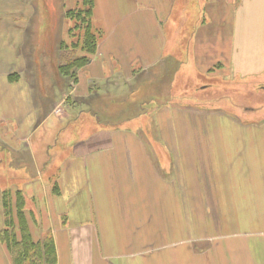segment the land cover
<instances>
[{
  "label": "crops",
  "instance_id": "crops-1",
  "mask_svg": "<svg viewBox=\"0 0 264 264\" xmlns=\"http://www.w3.org/2000/svg\"><path fill=\"white\" fill-rule=\"evenodd\" d=\"M18 1L0 0V230L4 191L21 190L33 238H54L55 264H264V114L196 100L225 76L238 96L264 83V0H200L183 39L171 34L179 0H95L104 37L78 71L72 119L52 118L27 74L31 18ZM135 92L133 118L99 123L95 110L128 109ZM0 264H13L1 240Z\"/></svg>",
  "mask_w": 264,
  "mask_h": 264
},
{
  "label": "rangeland",
  "instance_id": "rangeland-1",
  "mask_svg": "<svg viewBox=\"0 0 264 264\" xmlns=\"http://www.w3.org/2000/svg\"><path fill=\"white\" fill-rule=\"evenodd\" d=\"M3 6L5 8H12L10 5V0H1ZM186 0H179L178 8L179 14H176L174 17V21L171 25V34L174 36L178 34V36L183 39L185 36V32L192 30L195 28L196 24L199 23L203 16V11L201 8L200 0H189V4L185 2ZM19 11H25L29 13L28 20V31H27V39L25 40V50L27 54H33V65L34 68L30 69L35 74L31 73L27 74L29 76L35 77V83L37 91L41 92L42 95L45 94V108L49 109L51 112L56 114L52 115V118H58V116H67L69 118H74V114L70 115V106L75 102L74 97L71 94L72 88L74 84H72V79L68 77H64L58 72V65L65 59H68L69 53L71 55L84 54L81 51L80 47L76 49H63L61 48V43L71 44L73 43H82V34L83 31L80 29H74L72 34H69V29L74 26V20H68L65 16V12L71 8H77L81 6V0H19L18 1ZM1 8V6H0ZM4 9L1 8L0 11ZM14 10V9H13ZM189 14V16H188ZM197 22V23H196ZM4 24V23H3ZM2 24V25H3ZM94 25V24H93ZM96 28V26H94ZM44 30V31H43ZM104 37V34L102 38ZM101 38V39H102ZM100 39V40H101ZM179 42V41H178ZM187 42L186 39L182 40L178 46L177 55L179 58H184L182 51L184 48V43ZM180 47V48H179ZM68 53V54H67ZM31 68V67H30ZM35 69V70H34ZM147 72V71H146ZM141 73V72H140ZM144 73V72H143ZM164 73L163 79L169 78V72L164 70L163 65L161 69V75ZM139 77V76H138ZM224 78V77H223ZM137 79V78H136ZM226 79V80H224ZM219 78L218 81L213 85H206L207 79L201 77L197 79L198 86H210L211 84L214 87H218L217 93L210 99V97H204L203 91H199L196 89V93L198 97L196 100L202 104L204 101L212 102L218 104V99L224 100L232 110L238 111L242 113V117H250L247 112L254 111L253 115L255 118L261 117L260 115L264 114V83H251L247 85V87L252 88L253 90L249 93L242 94L238 96L237 94H233L231 91H235L231 88V86L226 82L228 80V76L225 78ZM217 80V79H216ZM33 81V79H32ZM137 81V80H136ZM183 84H181L182 88H192L194 86L193 79H185L182 80ZM186 83V84H185ZM139 84L133 85V89L137 91ZM98 86V85H97ZM220 87V88H219ZM227 89V93L230 92L231 95L226 94L223 88ZM246 87V86H245ZM263 88V89H262ZM207 89V88H206ZM220 89V90H219ZM221 89H223L221 91ZM243 89H241L242 91ZM138 92V91H137ZM137 92L133 94L125 103H129V108L123 111L119 110V105L114 104L111 105L110 108L107 109H98L95 110L93 114H95L96 119L103 126H109L113 124H120L127 122L130 118L129 114L131 112H136L137 108L141 106L142 100H137ZM240 93V90L237 92ZM245 93V92H242ZM41 97V96H39ZM184 98V99H183ZM80 102V99L77 98ZM187 97L179 96L178 102L175 103H186L188 100ZM100 100V99H99ZM97 101V100H96ZM146 102H150L149 100H145ZM102 104L110 103V99H102ZM166 102V101H165ZM135 103V106H133ZM159 103V102H158ZM161 103V102H160ZM37 104H43L40 100L37 99ZM39 106V105H38ZM41 107V106H39ZM120 111V112H118ZM138 111V110H137ZM87 117H91L90 115H84ZM93 120L94 118L91 117ZM83 118L77 119L78 122L71 121L66 122L70 124H76L82 121ZM70 121V120H69ZM79 126V124H78Z\"/></svg>",
  "mask_w": 264,
  "mask_h": 264
},
{
  "label": "trees",
  "instance_id": "trees-1",
  "mask_svg": "<svg viewBox=\"0 0 264 264\" xmlns=\"http://www.w3.org/2000/svg\"><path fill=\"white\" fill-rule=\"evenodd\" d=\"M94 7L95 0H81L80 7L65 12L66 18L75 22L69 29V34H72L74 29L83 31L81 44L72 42L69 45L62 42L60 46L63 49L73 50L80 47L84 52L82 55L67 53L68 59L58 65V72L64 77L71 78L72 84L78 81V71L87 66L92 55L97 52L99 41L103 36V31L93 25ZM12 78L14 79L13 76ZM24 204L25 198L21 190L4 191L6 226L0 230V240L7 245L13 264H55L57 250L53 236L48 233L40 240L33 238L29 229V214ZM30 215L33 216L32 213Z\"/></svg>",
  "mask_w": 264,
  "mask_h": 264
}]
</instances>
